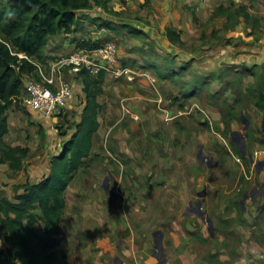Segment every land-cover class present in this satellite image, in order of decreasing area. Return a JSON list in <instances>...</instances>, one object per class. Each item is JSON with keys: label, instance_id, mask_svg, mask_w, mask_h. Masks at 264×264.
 I'll return each instance as SVG.
<instances>
[{"label": "crops", "instance_id": "obj_1", "mask_svg": "<svg viewBox=\"0 0 264 264\" xmlns=\"http://www.w3.org/2000/svg\"><path fill=\"white\" fill-rule=\"evenodd\" d=\"M112 1L122 4L121 0ZM129 1L125 6H135L136 3L137 13L134 14L130 10L126 13L123 8L116 11L119 12L118 15L122 14V18L109 16L107 21L104 20L107 22L106 30L104 29V37H107L105 41L113 40L118 44V65L130 67L135 72L146 70L156 76L157 80L153 83L140 75L136 81L131 82L126 78H116L112 72L106 73L101 97L103 107L99 116L101 126L93 138L92 163L86 173L76 175L67 188L66 221L67 217L69 220L63 233L52 245L56 254L55 264H112L111 260L104 259L107 252L101 246L102 239H109L110 245L116 244L115 255L119 256L118 264H139L143 257H149L145 236L154 222H150V227L147 228L145 223L123 212L125 207H122L120 196L126 198L132 191L125 187V183L122 185V180L126 177L127 181L133 178L130 173L136 175L137 180H134V186L131 185L135 191L137 183L142 182L141 176L134 173L137 171L135 163L151 160L160 162L162 155L167 158L170 154L174 159H170L168 163L185 169L186 162L192 161L196 149L200 164L206 161L202 160V153L205 151L208 156H215V159L207 162V168L220 166L223 152L219 153L220 150L215 146L217 143L228 141L223 135V111L228 106L235 108L231 112L232 130L238 127L239 117L243 122V116L251 121L252 130L256 132L244 133L241 137L245 145L253 144L251 164L256 162V166L264 165V110L256 105L259 93L264 95V46H257L253 38L264 20V0H226L209 3L199 0H150L145 6L146 0ZM240 6H246L253 18L261 20L258 28L247 23L243 16L237 15L234 22L236 25L233 26V21H230L228 15L230 11L221 12V8L237 10ZM85 11L89 10L78 12L79 23L73 27L72 33H58L49 38L44 49L46 61L38 62L45 70L49 71L61 56L76 48L79 42L90 41L96 45L105 42L75 37L83 23L93 26L95 23L99 26L102 24L103 19L96 15H92V19L97 20L94 24L86 21L85 17L89 18V13ZM164 16L169 20L164 22ZM209 20L213 26L206 29L205 24ZM169 27L180 33L185 46L174 45L169 41L166 36ZM223 29L230 31L227 36L226 31H220ZM214 30H219L218 35L224 34L227 39L232 38V42L223 40L220 36L215 38L219 39L218 41H211L210 44L204 41V44L201 40L203 34L208 35ZM79 34L90 37L94 33L84 30ZM243 34L251 40L245 41ZM193 43L195 46H191ZM35 75L32 76L35 78ZM63 78L72 86L73 96L69 105L57 116L48 117L27 108V114L24 110L16 108L7 112L9 132L5 135V141L11 146L27 147L29 153L24 159L25 166L21 171L11 169L8 163H0L1 198L13 197V185L38 183L49 173L52 156L59 154L62 149L51 157L48 151H41L42 148L39 149L41 152L36 151L33 148L37 142L39 146V136L41 139H53L56 133H60L62 141L61 133L66 131L69 135L73 130L67 131L69 122L73 121H70L72 116L69 114L74 115L81 107L80 114L76 116L78 122L80 121L86 97L83 80L68 68L63 70ZM155 87L161 89L168 102L172 101L168 106L170 111L166 112L157 102ZM184 94L185 97L181 99ZM174 97L181 101L198 102L205 114L211 118L208 131L202 127L201 122L177 114L178 110L173 104ZM175 124H190L192 126L189 131L192 128L199 131L198 135L194 136L195 143L184 163L181 159L182 149L177 143L184 129L178 127L179 130H173L170 136H159L162 127L174 128ZM31 135L35 138L33 142L29 139ZM249 137L252 138L250 142ZM174 145L178 146V151H175L177 147ZM225 150L224 154L230 151V148ZM218 155H221L219 159ZM225 155L237 156L233 152ZM176 172L179 173L178 170ZM81 177H85L87 181L81 182ZM157 232L164 238L161 231ZM94 246H100L101 249L97 251ZM6 247L5 234L0 224V249Z\"/></svg>", "mask_w": 264, "mask_h": 264}, {"label": "rangeland", "instance_id": "obj_2", "mask_svg": "<svg viewBox=\"0 0 264 264\" xmlns=\"http://www.w3.org/2000/svg\"><path fill=\"white\" fill-rule=\"evenodd\" d=\"M111 1L101 0L99 4L95 0L91 1L90 6L86 8L89 11H85L89 13V19H86V21L94 24L96 20L92 19L94 18L92 15H96V17L103 19L102 24L99 26L95 23V26H93L83 23L79 32L87 30L89 33L94 34L90 35V37L88 35L84 37L79 32H76L77 34H74L75 37L85 40L105 41L107 38L104 37V29L106 30L107 23L105 21H107L106 19L109 16L115 19L122 18V14L118 15L119 12L116 11L123 8H125L123 10L124 12L126 10V13L129 10L134 14L137 13V9H135L136 3L135 6L131 5L126 7L125 4L129 0H126L124 3L121 0L122 4L120 2L118 3V1H112L111 3ZM258 1L260 2L261 0ZM230 9L231 11L228 15L231 18L230 21H233L231 25L234 26L236 25L234 23L236 15L239 16V14L236 13V10ZM162 19L164 22L169 20L167 16L162 17ZM223 25L224 23L222 24V28ZM87 26L88 28L86 29ZM212 26L213 24L210 20L205 24L206 29L212 28ZM259 26L253 38L256 40L257 46H264V20L262 25ZM220 31H226V36L230 32L224 29ZM99 33L101 34L99 35ZM218 34L219 30H214L208 35L204 33L201 40L203 43L204 41H208V44H210L211 41L215 42L219 40L215 39L216 37L220 38L222 36L224 38L223 40L232 42V38L227 39L224 34ZM243 35L245 41L251 40L246 34ZM109 41L102 42L97 46ZM195 43L200 44L198 42ZM182 46H185V44ZM191 46H195L194 43ZM133 71L135 72V70ZM145 72L146 70L135 72L136 77L134 81L139 78L140 74ZM153 77L156 82V76ZM155 91L157 96L156 100L161 104V108L166 110V112L170 111V107L168 108V106L172 101L168 102L159 87H155ZM173 104L178 110L177 114L185 115L190 117V119L201 122L202 127L208 131L210 127L208 123L211 121V118L205 114V110L201 108L198 102L188 100L180 101L177 104L173 102ZM79 109L74 115L73 113L69 114V116H72L70 121H73L72 123L69 122L70 126L67 131L69 129H73L71 132L74 131L76 122H78L76 116L78 117L80 114ZM169 117L167 116V118ZM249 117L252 119L251 115ZM243 118L249 121L246 116H243ZM237 120L239 123L236 130L231 129L228 136H225L223 133L228 141L225 140L222 144L217 143L215 146V148L220 150L219 153L223 152L222 157L218 155V159L221 157V162L217 168H207V162L210 159H215V156H208L204 150L202 160L205 159L206 161L204 160L205 163L200 164L196 149L192 161L190 163L186 162L185 169L183 167L180 168L181 166L178 168L174 163L169 164L168 161L174 159V156L171 157L170 154L167 158L166 155H162L160 162L150 159L151 161L135 163L137 171L134 173L140 175L142 178V182L137 183L135 191L131 188V185L134 186L133 182L137 180L135 178L137 177L136 175L130 173L129 175L133 178H130L129 181H127V177L122 180V185L125 183V187L132 191L126 198L120 196L123 204L121 205L125 207V209L123 208V212L131 214V218L145 223L147 228L150 227V222H154L152 228L148 229L147 236H145V244L148 246L147 248L150 253L149 257H143L139 264H160V262L164 264H264V165L256 166V162L253 164L250 162L249 165H246L239 157L225 155L227 153L224 154L226 148H230L231 153L228 151L229 154L234 153L232 147L234 144L239 150L247 153L246 156L249 161L251 159L253 144L245 145L241 136L244 133L248 134L249 130H251L250 134H252L254 132L252 130L253 126L250 121L248 129L245 131V123L243 120L240 117ZM191 126L190 124L186 126L175 124L174 128L161 126L163 133H159L160 137L161 134L162 136H170L173 134V130H179L178 127L184 129L177 140V143H179L182 149L180 151L183 156L181 157L184 160L183 163L186 161L187 154L195 143L196 137L194 136L199 133L194 128L189 131ZM65 133L67 134V138H69L71 133L69 135L68 132L65 131ZM187 134L191 135V137L189 138ZM29 139L31 142L35 140L33 135ZM39 139L41 140L39 141V146L37 142L33 149L38 151L42 148L41 151H48L50 157L63 148L64 138L62 137V141L60 140V133H56L53 139L43 138V140L40 136ZM251 140L252 138L249 137V142ZM174 146L177 147L175 151H178V146ZM46 155L48 154L46 153ZM177 170L179 171L178 174L176 172ZM84 178H80L81 182L87 181ZM107 179L109 180L110 177ZM198 203L201 204L198 205ZM208 218L213 223V234L209 229ZM68 220L67 217L66 225L68 224ZM156 230L161 231L164 238L162 237L160 239V236L155 237L154 232ZM102 240V244H106L105 239ZM158 241H161V247L159 248L156 247V242ZM110 246H116V244ZM94 249L99 251L101 247L94 246ZM106 252L104 259L111 260L112 264L119 263L117 260L119 256L117 254L115 255L116 249L114 255L111 254L110 250ZM128 263H130V260Z\"/></svg>", "mask_w": 264, "mask_h": 264}, {"label": "trees", "instance_id": "obj_3", "mask_svg": "<svg viewBox=\"0 0 264 264\" xmlns=\"http://www.w3.org/2000/svg\"><path fill=\"white\" fill-rule=\"evenodd\" d=\"M91 1L0 0V163H8L15 171L24 168L29 148L11 146L5 141L9 132L7 112L16 108L28 113L19 99L24 90V77L35 75L36 65L33 62L46 61L44 49L49 38L58 33H72L73 27L79 23L78 12L88 8ZM95 1L98 4L101 2ZM149 2L146 0L145 4ZM228 11L231 9L221 8L222 13ZM236 13L243 16L247 23H252L253 27L261 22L251 16L246 6H240ZM166 36L172 44L184 45L180 33L174 28H167ZM77 47L94 49L98 46L83 41ZM19 54H25L31 61L21 59ZM106 73L78 72L86 94L85 107L69 138L66 133L61 134L63 148L59 154L52 156L49 173L38 183L13 185L12 198L0 197V224L7 244L6 248L0 249V264H55L52 245L66 225L67 188L76 175L86 173L92 163L93 138L101 126L99 116L103 107L101 97ZM174 101L179 103L181 100L175 98ZM256 105L264 110L262 92ZM233 109L234 106H228L223 111L225 136L231 132ZM232 147L234 153L249 165L247 153L244 154L234 144Z\"/></svg>", "mask_w": 264, "mask_h": 264}, {"label": "built area", "instance_id": "obj_4", "mask_svg": "<svg viewBox=\"0 0 264 264\" xmlns=\"http://www.w3.org/2000/svg\"><path fill=\"white\" fill-rule=\"evenodd\" d=\"M199 1L209 3L226 0ZM19 57L31 61L25 54H19ZM33 63L36 65L37 78L32 75L24 77V90L19 99L23 107L48 117L57 116L69 105L73 96L72 86L63 78L64 69H71L76 74L81 70H87L91 74H97L100 71L112 72L116 78H126L131 82L136 77L132 68L118 65V45L114 41L94 49L76 47L61 56L49 71L45 70L41 63ZM140 75L155 82V78L149 72Z\"/></svg>", "mask_w": 264, "mask_h": 264}, {"label": "water", "instance_id": "obj_5", "mask_svg": "<svg viewBox=\"0 0 264 264\" xmlns=\"http://www.w3.org/2000/svg\"><path fill=\"white\" fill-rule=\"evenodd\" d=\"M244 123H245V127H244V130L246 131L250 125V122L246 119H244ZM252 162H254V160L252 159L251 160ZM108 182V180H106ZM106 188H107V185H106ZM201 204V203H198V205ZM203 214V213H202ZM208 223H209V229L211 231V233L213 234V223H212V220L210 218H208ZM155 234L158 233V232H154ZM154 234V236L156 237V235ZM161 238H162V234H161ZM106 241V244H102V248L105 250V251H108L110 250L111 251V254L114 255L115 253V249H116V246H110L108 243H109V239H105ZM157 246L156 247H161L160 246V241L156 242Z\"/></svg>", "mask_w": 264, "mask_h": 264}, {"label": "flooded vegetation", "instance_id": "obj_6", "mask_svg": "<svg viewBox=\"0 0 264 264\" xmlns=\"http://www.w3.org/2000/svg\"><path fill=\"white\" fill-rule=\"evenodd\" d=\"M154 234H155V233H154ZM155 235H156V237H159L160 234H159V233H156Z\"/></svg>", "mask_w": 264, "mask_h": 264}, {"label": "clouds", "instance_id": "obj_7", "mask_svg": "<svg viewBox=\"0 0 264 264\" xmlns=\"http://www.w3.org/2000/svg\"><path fill=\"white\" fill-rule=\"evenodd\" d=\"M245 154V153H244Z\"/></svg>", "mask_w": 264, "mask_h": 264}]
</instances>
